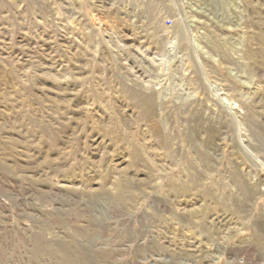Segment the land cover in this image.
Listing matches in <instances>:
<instances>
[{
	"label": "rangeland",
	"instance_id": "1",
	"mask_svg": "<svg viewBox=\"0 0 264 264\" xmlns=\"http://www.w3.org/2000/svg\"><path fill=\"white\" fill-rule=\"evenodd\" d=\"M0 264H264V0H0Z\"/></svg>",
	"mask_w": 264,
	"mask_h": 264
}]
</instances>
